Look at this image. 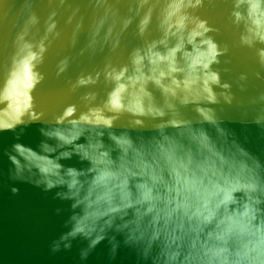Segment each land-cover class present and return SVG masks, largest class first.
Masks as SVG:
<instances>
[{"label":"clouds","instance_id":"obj_1","mask_svg":"<svg viewBox=\"0 0 264 264\" xmlns=\"http://www.w3.org/2000/svg\"><path fill=\"white\" fill-rule=\"evenodd\" d=\"M206 2L214 0H132L113 28L125 33L134 26L141 43L126 62L106 59L101 69L69 81L66 94H79L78 103L64 104L51 121L43 112L33 115V92L45 80L39 67L60 35L55 12L42 31L32 13L8 43L0 132L19 139L32 123L44 125L38 150L15 143L6 152L8 175L54 191V199L67 204L66 231L51 242L52 253L84 241L83 262L106 241L111 260L124 248L135 264H264V151L246 148L222 115L220 106L231 107L236 98L214 65L229 48L197 14ZM231 5L240 46L254 49L264 70V0ZM110 31L93 32L92 42L108 47ZM25 64L27 102L18 105L13 84ZM68 67L64 57L57 76ZM247 79L240 74L239 81ZM101 84L108 88L102 99ZM248 103L251 123L264 130V90ZM122 118L126 123L117 131ZM73 158L82 166L63 163Z\"/></svg>","mask_w":264,"mask_h":264},{"label":"water","instance_id":"obj_2","mask_svg":"<svg viewBox=\"0 0 264 264\" xmlns=\"http://www.w3.org/2000/svg\"><path fill=\"white\" fill-rule=\"evenodd\" d=\"M131 4L132 0H0V87L5 83L11 51L7 45L18 27L35 13L40 18L42 31L44 22L55 12L53 19L60 35L52 40L45 62L39 67L45 80L33 92L37 105V112L33 115L38 117L43 112V119L51 121L64 104L78 103L79 94H66L69 81H74L82 72L101 69L106 59L126 62L128 52L141 43L135 36L134 26L125 33H121L118 25L113 28V20L126 13ZM231 7V0H214L211 5L206 2L197 14L217 29L210 35L221 46L229 48L228 53L220 58L221 64L214 65L221 71L222 80L232 84L236 98L231 107L220 106L227 127L236 132L246 148L260 154L264 151V130L251 123L254 109L248 101L264 90V70L256 62L254 49L240 46L238 30L230 22ZM110 29L109 46L101 50L92 42V33L99 32L104 36ZM152 35L155 37L157 33ZM117 42L119 47L113 51L112 45ZM64 57L69 58V67L58 77L57 64ZM225 68L228 71L225 72ZM242 73L247 75L246 82L239 81ZM28 80L25 64L13 84L18 105L27 102ZM241 83L245 84L243 91ZM84 91L81 89L80 93ZM96 91L102 99L108 88L101 84ZM7 115L9 119L14 118L11 113ZM125 123L126 118H122L117 131ZM43 126L42 122L32 123L19 139L11 131L0 132V264H135V256L124 248L111 260L106 241L83 262L79 258V249L86 246L84 241H74L70 251L51 252V242L66 231L64 221L68 206L54 199V191L46 193L31 184L10 180L8 173L12 165L6 155L15 143L38 150L44 139L40 132ZM63 163L82 166L76 158ZM12 187L18 188L19 192L14 195ZM58 208L64 211L57 214Z\"/></svg>","mask_w":264,"mask_h":264}]
</instances>
